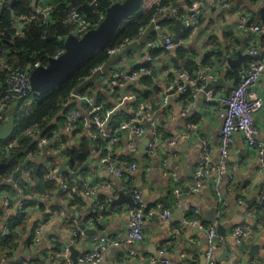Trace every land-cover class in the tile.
Segmentation results:
<instances>
[{
	"label": "crops",
	"instance_id": "obj_1",
	"mask_svg": "<svg viewBox=\"0 0 264 264\" xmlns=\"http://www.w3.org/2000/svg\"><path fill=\"white\" fill-rule=\"evenodd\" d=\"M145 1L152 7L160 0ZM190 1L194 0H177L171 5V8L181 6L183 10H186L184 6L187 5L186 13H179L181 21L188 14ZM197 1L201 4L203 22L196 29H182L179 41H176L175 28V19L178 18L171 10L160 16L162 30L149 33L146 42L155 38L172 37V50L149 49L146 42L140 44L111 67L109 76L101 75L99 84L89 85L86 91L88 95L71 99L70 106L76 105L75 108L82 109L85 115L86 110L99 107L98 115L105 120L109 135L117 136V142L112 145L108 136L102 142L93 140L86 126L76 132H68L64 128V121L60 125H57V119L54 121L57 130L53 143L63 146L66 151L73 147H86L89 151L87 162L80 171L71 170L67 157L62 161L64 165H68V173L75 184V204L70 202L71 197L60 200V194H57L51 206L66 207L69 214L61 212L50 215L38 244L28 248L26 242H22L13 256L5 258L4 254L0 264H18L24 260V264H65L62 260L47 259V254L53 247L71 245L80 256L93 251V239L100 235L125 238L137 206L130 207L123 203L121 206L111 207L108 203L112 197L118 198L120 191L130 196L134 192L141 193L147 209L160 205L168 209L159 201V198L164 197L173 211H170L168 222L160 219L146 222L144 239L133 247L124 245L102 251L103 263L149 264L148 259L155 256L159 248H167L170 251L167 258L172 264L180 261L184 264H207L205 255L208 246L204 232L190 225L184 226L183 223L191 216L194 217V210L198 209L207 226L216 227L207 219L210 218L208 213L217 204L218 222L224 228L225 236L222 235L224 244L216 256V264H264V169L260 168L258 154L247 146L240 133L235 135L229 155H221L219 133L222 121L218 113V99L227 96L238 83L229 74H237L242 81L249 62L264 57V33L257 34L252 29L256 23L264 25V0H230L227 7L215 6L212 0ZM142 12L143 9L138 15ZM243 18L248 23L241 28ZM149 28L150 25L146 27V31ZM249 47L256 48L260 57L243 59L239 66L231 63L239 58V52L246 55ZM153 51L161 52L155 57ZM148 55L154 58L153 62H147ZM206 59L209 63L204 62ZM146 64L151 66L150 73H144L136 82L122 84L115 77L118 70L129 73L138 67H146ZM154 69L157 71V78L151 74ZM199 70H203L207 77L203 90L191 88V91H187L188 95L178 89L170 90L178 81L181 85L185 84L179 79V73H187L196 78ZM110 76L115 77V80H111ZM147 79L150 81H145ZM211 83L214 84L213 87L206 91ZM254 90L264 100V73ZM125 96L134 98L124 101ZM84 97L88 100H81ZM137 110L143 112L142 137L119 129ZM256 125L259 130L257 140L264 142V107L256 115ZM155 135L160 140L153 153H150L147 150L148 141ZM131 136L132 140L129 141ZM131 141L134 150L129 147ZM171 141L174 143L171 144ZM206 145L215 150L213 161L224 165L229 171L221 180L220 202L213 191L214 176L206 177L201 182L200 191L193 190L197 182L194 169L199 166ZM110 146L122 164H128L122 179L112 175L108 165L102 161L105 148ZM47 151L44 149L39 157H30L35 161L32 163H47L53 155L47 154ZM130 164H135L136 170L130 169ZM98 184H110L112 191L104 189L91 197L84 194L85 187ZM143 189L148 190V195ZM114 191L115 194L112 193ZM29 211L34 219L27 237L31 235L34 225L45 219L36 207L29 208ZM12 215L0 199V231L4 230L5 223ZM88 219L95 222L90 229L97 231L98 235L80 233L74 237V225L71 222L84 223ZM85 225L87 227L90 224ZM236 226H249L252 231L250 239L241 248L232 236Z\"/></svg>",
	"mask_w": 264,
	"mask_h": 264
},
{
	"label": "built area",
	"instance_id": "obj_2",
	"mask_svg": "<svg viewBox=\"0 0 264 264\" xmlns=\"http://www.w3.org/2000/svg\"><path fill=\"white\" fill-rule=\"evenodd\" d=\"M122 0H112L113 3ZM215 6L227 7L228 4L223 0H212ZM44 0H36V3L32 7L33 11L31 16L21 15L20 17L14 18L12 29L14 31L15 37H21L24 35V29L27 24L33 22L35 19H41L43 22H46L48 17L51 15V6H43ZM2 4V0H0V5ZM90 5L97 6V0H92ZM151 6L148 2L144 1L142 5L143 12L149 10ZM185 11H187V7L184 6ZM171 10L173 15H175L178 19L181 20V16L179 15L181 7L169 8L168 7H160L157 11V14L153 16L151 19L150 26L152 25L154 31L162 30V27L159 24L160 16L164 14V12ZM105 13L99 14L98 21L92 23L90 20L85 19L82 14L74 9L69 12V14L63 20V23L66 26H70L72 28L71 34L82 37L89 30L96 28L99 23L104 18ZM203 17L201 4L199 1L194 0L191 3V6L188 7V14L182 17V21L187 29H196L200 20ZM247 19L243 18L241 21V28H244L247 25ZM253 31L257 34L264 33V25H253ZM146 28H143L139 32L138 41L145 33ZM131 42L125 41L123 44L118 45L117 47L108 50L107 54L110 58L114 57L117 53L124 50ZM147 47L149 49H161L170 51L173 49V39L172 37H161L148 40ZM247 50V54L252 57H260L259 51L254 47H249ZM64 53V50L58 52L54 57L58 58ZM6 54L4 52H0V65H3V69L11 68L6 61ZM154 58L151 55L147 56V62H153ZM39 65H36L38 67ZM31 69L15 67L8 75L6 80L7 87L5 91L0 94V126L5 125L7 119V112L13 103L18 101H24L29 98V94L33 93L30 87L29 75ZM144 73H150V70L146 67L139 68L138 70L132 72H124L121 70L116 71L115 77L119 81V83H128V82H136ZM264 73V57L261 60H253L250 61L247 65V69L245 77L243 80L236 85L232 91L227 96H222L218 99V107H219V116L222 121L219 140H220V152L221 155L227 157L230 153L231 146L234 143V137L236 134L240 133L246 141V144L252 150H255L258 154L259 165L261 169H264V142H258L257 137L259 135V130L256 125V115L263 109L264 100L259 97L254 88L256 84L259 82L261 75ZM179 79L185 83L181 85L178 81L177 85L172 86L170 90L174 89L182 92L189 91L190 88L203 90L205 88V81L207 79L204 76V71L199 70L196 73V78L188 75L187 73H179ZM36 95V94H35ZM39 96V95H38ZM79 98V96L77 97ZM134 98V97H133ZM132 97L125 96V100L133 99ZM86 99L87 98H81ZM89 103V101H88ZM99 107H92V109L86 110V115L80 110L76 108L73 109L66 118L65 121V130L68 132H76L80 129L81 126V118L85 119V126L88 131L92 134V138L95 141H98L101 137H109L110 143L113 145L117 142L116 135H109L108 130L105 127V120H103L99 115L98 111ZM130 116V118L120 125L119 129L122 132L129 131L133 136L142 137L144 133V129L142 126L141 115L143 112L140 110L134 111ZM39 133L38 128H33L27 132V135H35ZM132 140V136L129 138V141ZM160 137L155 135L151 138L147 145V150L150 153H153L156 146L158 145ZM171 144L174 141L170 142ZM42 144L46 145L45 139L42 140ZM13 146V141L10 142L6 150H9ZM130 149L134 150V145L131 141L129 143ZM64 149V147L62 146ZM112 147L105 148V153L103 157V162L108 165L109 172L114 175L117 179H122L124 177L125 168L128 167V164H122L118 157L114 155L112 151ZM215 150L210 148L208 145L204 147L202 158L200 160L199 166H196L194 169V174L196 177V184L194 187V191H200L202 184L201 182L206 177H215V186L214 193L220 202L222 198V188H221V180L224 176L229 174L228 169L224 165L216 164L212 156ZM137 166L135 164L130 165V169L136 170ZM24 174V172H23ZM26 172L24 175H28ZM53 179H58L55 172L52 175ZM231 178H233L231 176ZM62 184V183H61ZM64 189H67V186L63 185ZM106 189L107 191H112V187L110 184L108 185H94L92 187H85L84 194L86 196H95L101 190ZM115 194V191L112 192ZM111 194V193H110ZM116 196V195H115ZM132 196L136 202V210L131 217L130 230L125 238H109L108 236H100L93 239V251L90 253L80 255L78 257L79 264H110L103 263L102 251L108 250L111 248H117L121 246H134L137 243L141 242L144 239V225L148 221H152L154 219H160L163 222H168L171 217V212L169 209L164 206H157L154 208L147 209L145 204L143 203V196L139 192L132 193ZM2 201L5 206L9 209L11 213H14V209L10 208V200L7 195L2 196ZM16 207L19 217L23 216L24 212V204L20 201H16ZM110 204V202L108 203ZM200 210H194V217L191 219H187L184 221V226H192L196 227L199 230H202L206 237L207 242V251H206V261L207 264H216V256L220 249L224 244V237L218 233L215 226H207L204 224L202 218L200 217ZM47 223V222H46ZM46 223H40L35 228V236L33 237V243L38 244L40 240V235L45 231L47 226ZM75 230L72 231L74 237H77L78 233H84L83 230H80L77 223L74 221ZM85 224V223H84ZM90 224L85 229L93 228V223L91 221L88 222ZM86 226V225H85ZM9 227L5 228V234H8ZM252 234L251 228L249 226H236L233 229L232 236L238 245V247H243L247 241L250 239ZM55 248V247H53ZM69 247H66L64 250L57 252L54 256H51V259H61L65 264H73L70 260L69 255ZM170 251L167 248H159L157 250V256H152L148 259L149 264H172L168 260V255ZM132 254L136 256V253L132 251ZM178 264H184L183 261H180Z\"/></svg>",
	"mask_w": 264,
	"mask_h": 264
},
{
	"label": "trees",
	"instance_id": "obj_3",
	"mask_svg": "<svg viewBox=\"0 0 264 264\" xmlns=\"http://www.w3.org/2000/svg\"><path fill=\"white\" fill-rule=\"evenodd\" d=\"M91 1L44 0L43 6H51L52 9V13L47 21L43 22L41 19H35L26 25L23 36L15 37L12 29L14 18L21 15L31 16L32 7L36 2L33 0H2V4L0 5V52L6 54V61L11 65V68L3 69V65H0V94L5 91L8 75L15 67L32 70L36 65H48L51 57L64 50V40L71 34L72 28L66 26L63 20L70 11L76 9L85 19L95 23L99 19V14L105 13L106 9L113 4L112 0H97V6L94 7L90 5ZM176 1L160 0L153 4L145 13L135 16L122 25L112 43L104 49L95 52L61 86L40 96L30 93L27 100L18 101L11 105L7 114L10 113L15 116V132L11 138L0 140V199L3 198V195H7L10 200V208L14 209V213L12 218L5 223L4 230L0 231V262L4 254L5 258L13 256V252L20 248L22 242H26L28 248H31L34 244L35 228L40 223H46L50 215L61 212L69 214V212H66L68 210L66 207L55 208L51 206L59 191H61L60 200H66L71 197L72 200L70 202L75 204V184L72 181L71 174L69 175L70 172L65 171L61 176L57 173L63 164L64 157H67L70 162L71 170L80 171L87 162L89 151L86 147L81 149L73 147L66 151L59 144L53 143L55 131L57 130L54 121L57 119V125H60L63 121L65 123L67 116L76 106H70L74 92L97 69L107 63L110 59L107 54L108 50L123 44L125 41L131 42L137 40L140 30L150 25L151 19L157 14L158 9L160 7L171 8V5ZM225 2L229 5L230 0ZM191 3L192 1L188 2V5L191 6ZM180 12L186 13L182 7ZM168 21L170 23L171 19ZM201 22H203V18H201ZM165 24H168V22ZM254 25L259 24L256 23ZM159 52L161 51H153V55L157 57ZM218 55L219 53L216 54V56ZM204 62L209 63V60L206 59ZM145 66L151 69L150 65L146 64ZM138 69L139 67L134 70ZM229 77L237 80L238 83L236 85L241 82V78L237 74L231 73ZM145 81L150 80L147 79ZM147 85H150V82H147ZM86 91H88L87 88L79 96L88 95ZM189 91H191V88ZM76 109L80 110L79 108ZM81 111L84 113L82 109ZM85 119H87L86 116ZM85 119L81 118L80 129L85 127ZM33 128H38L39 133L36 136L27 135V132ZM43 139H45L46 145L42 144ZM102 140L103 137L99 138V142H102ZM12 141L13 146L9 150H6L7 145ZM44 149L48 150L47 154L53 153L49 161L47 163L29 164L23 171L24 174L26 172L29 174L27 176L23 174L22 177L13 181V175L18 171L20 166L31 159L30 157L36 158L41 156ZM54 172L58 179L52 178ZM64 184L67 186V189L63 188ZM17 200L24 204L22 217H19L18 214L16 215L18 212L16 207ZM76 201L78 203V200ZM34 207L37 208L40 215L44 216L43 218L45 219H41L40 222L36 223L31 230V235L27 237L28 229L34 219L29 208ZM191 218L193 217L191 216ZM89 221L95 224L90 219L84 221V223L88 224ZM71 224H73V221ZM204 224L207 225L205 222ZM7 226L9 227V232L5 234ZM73 229H76L75 226ZM65 248L58 245L55 246L47 254V259ZM24 262L18 264H24Z\"/></svg>",
	"mask_w": 264,
	"mask_h": 264
},
{
	"label": "water",
	"instance_id": "obj_4",
	"mask_svg": "<svg viewBox=\"0 0 264 264\" xmlns=\"http://www.w3.org/2000/svg\"><path fill=\"white\" fill-rule=\"evenodd\" d=\"M145 0H122L113 3L110 7L106 9L105 16L99 25L96 28L89 30L82 37H77L73 34L67 36L64 40V53L58 57H51L49 59L48 65H40L38 67L33 68L30 71L29 81L31 91L36 95H42L50 90H53L62 84H64L71 76H73L84 64L85 62L92 57V55L105 47L109 46L114 38L118 35L122 25L127 23L129 20L137 16L142 10V5ZM175 28H176V41H179V37L182 33V29H185L184 23L175 19ZM151 31H154L153 26L146 31V33L138 40L131 44H129L121 54H117L114 57L110 58L107 63H105L101 68L96 70L93 75L84 81L78 89L74 92L73 99L75 100L79 94L85 90L89 85L99 84V77L101 75H108L111 67L119 61L121 57H124L127 52L132 49H137V47L141 44L143 45L148 35ZM163 34V33H160ZM239 58L236 61H231L232 64L238 65L241 64L243 59H253L252 56L246 54L243 55L242 52H239ZM243 56H242V55ZM228 61L230 59L228 58ZM151 74L157 78V71L154 69ZM243 77L245 74L243 73ZM111 80H115V77L110 76ZM219 82H222L219 80ZM218 82V83H219ZM217 83V84H218ZM213 83L209 84L206 87V91H209L213 87ZM15 132V116L8 115L6 119V123L3 126H0V140H6L13 136ZM150 141V140H149ZM148 141V143H149ZM35 162L31 159L27 160L23 165L20 166L18 171L13 175V181H16L18 178L22 177L24 169ZM43 161H39L41 163ZM68 172L66 165H61L58 175L61 176L63 172ZM145 194L148 195V190L143 189ZM61 191L58 192L60 194ZM129 194H125L120 191L118 198L112 197L110 205L111 207L121 206V204L126 203L130 207L136 205V202L132 196H128ZM159 201L165 204L170 211L172 209L171 205L168 203L166 198L161 197ZM264 204V200L262 201ZM219 207L217 204L214 205V208L211 212L208 213L210 216L207 221L211 224L216 225L218 232L225 236L224 228L218 222V214ZM80 230L84 231V234L88 236H96L98 235L97 231L91 229H85L86 226L84 223H80L78 225ZM104 236V235H100ZM69 250L71 252L70 258L73 264L78 263V251L71 245H69ZM157 256V253L156 255Z\"/></svg>",
	"mask_w": 264,
	"mask_h": 264
}]
</instances>
